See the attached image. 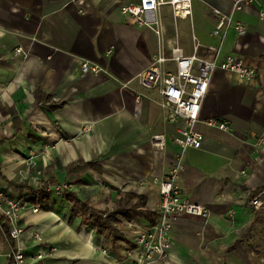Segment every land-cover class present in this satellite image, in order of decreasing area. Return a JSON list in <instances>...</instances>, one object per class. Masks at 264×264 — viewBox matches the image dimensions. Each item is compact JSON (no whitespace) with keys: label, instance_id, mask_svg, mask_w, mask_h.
I'll list each match as a JSON object with an SVG mask.
<instances>
[{"label":"crops","instance_id":"crops-1","mask_svg":"<svg viewBox=\"0 0 264 264\" xmlns=\"http://www.w3.org/2000/svg\"><path fill=\"white\" fill-rule=\"evenodd\" d=\"M136 1L0 0L1 184L25 182L39 171L96 210L111 209L122 192L143 196L144 208L157 211V182L177 150L175 125L163 119L158 91L134 79L158 43L152 30L120 13L123 3ZM233 1L192 0V22L174 20L164 5L165 48L177 42L191 54L192 33L203 44H215L210 8L229 12ZM260 11L264 0L241 3L234 18L246 32L229 29L218 54L219 59L227 53L242 57L256 69V78L241 84L227 71L211 76L197 123L205 138L200 148L185 152L178 180L181 194L205 205L209 215L177 218L168 256L157 264H264V143H257L264 140ZM19 46L24 57L12 55ZM197 54L213 56L203 48ZM83 61L102 71L83 74ZM209 117L227 121L229 130L207 127L202 121ZM154 135L164 136L162 148L152 145ZM260 193L263 207L254 209L250 200ZM38 202L37 212L21 216L19 246L30 255L50 245L55 251L32 264H130L123 257L125 241L133 243L136 227L147 223L117 215L119 239L111 244L97 228L71 218L70 203L54 191ZM8 247L0 241L1 264Z\"/></svg>","mask_w":264,"mask_h":264},{"label":"built area","instance_id":"built-area-1","mask_svg":"<svg viewBox=\"0 0 264 264\" xmlns=\"http://www.w3.org/2000/svg\"><path fill=\"white\" fill-rule=\"evenodd\" d=\"M251 0H234L229 12L210 8L215 23L209 35L216 39L215 44H203L193 33L191 34L192 53L185 54L177 42L165 48L162 34L161 8L169 5L174 20L188 18L192 22V0H137L123 3L119 11L137 20L139 25L152 30L158 37L156 50L150 57L149 64L134 79L146 89H156L161 96L159 107L165 122L175 125L172 140L177 147L173 161L164 176L157 182L159 188V217L154 224L137 226L132 238L133 247L126 251L131 259L130 264H157L164 261L172 246L171 230L173 222L181 215L189 214L207 218L208 208L202 203L191 201L180 192L178 180L184 170V156L189 148L198 149L205 138L197 129L200 121L201 103L208 90L211 76L217 70L227 71L237 83L248 84L256 78V69L244 62L236 54H224L220 59L218 54L223 45L225 35L233 29L237 35L246 32L245 25L234 18V12L239 10L241 3ZM259 18L264 22V11L259 12ZM200 48L212 53V58L199 56ZM109 53V52H108ZM12 55L25 56L22 47H15ZM170 63L171 66L167 64ZM83 74H99L102 68L97 64L83 61L80 64ZM138 99V98H137ZM207 127L222 131L229 130L227 121L219 117H209L202 121ZM83 131L90 130L84 126ZM258 144H263L259 137ZM152 145L162 148L165 145L163 135H154ZM243 174L244 171H241ZM27 186L15 188L0 183V223L6 226L3 241L9 244L5 253V264H32L33 260L53 256L55 248L47 246L38 249L31 255L19 246V238L23 233L21 216L25 212L35 213L39 210L38 191L45 186L46 179L39 171L31 173L27 178ZM47 191H54L58 197H63L67 190L65 183L48 184ZM35 200V201H33ZM250 204L254 209L263 207L261 193L253 196ZM35 239L39 236L34 233ZM104 254H108L103 250ZM1 264V263H0Z\"/></svg>","mask_w":264,"mask_h":264},{"label":"trees","instance_id":"trees-1","mask_svg":"<svg viewBox=\"0 0 264 264\" xmlns=\"http://www.w3.org/2000/svg\"><path fill=\"white\" fill-rule=\"evenodd\" d=\"M38 95L37 98L38 99ZM52 183L50 180H46L45 186L38 191V199L48 196L46 186ZM9 185L15 188H23L27 186V182L15 183L8 182ZM119 197L113 203V206L109 210H96L94 209L88 200H81L76 193L70 190H66L63 198L70 203V217L79 218L81 224L88 225L93 228H97L102 233L105 241H110L114 244L119 239V231L116 227L118 221L116 216L120 215L127 220H134L137 222H147L144 226L154 224L159 213L157 211H151L145 209L144 197L132 194L120 192ZM35 201V200H33ZM1 220V219H0ZM6 226L0 223V241H3L4 234H6ZM127 250L133 247V243L125 241ZM127 256L125 254L123 257ZM122 258V256H118Z\"/></svg>","mask_w":264,"mask_h":264},{"label":"rangeland","instance_id":"rangeland-1","mask_svg":"<svg viewBox=\"0 0 264 264\" xmlns=\"http://www.w3.org/2000/svg\"><path fill=\"white\" fill-rule=\"evenodd\" d=\"M42 178H44L43 174L41 173ZM45 179V178H44Z\"/></svg>","mask_w":264,"mask_h":264}]
</instances>
